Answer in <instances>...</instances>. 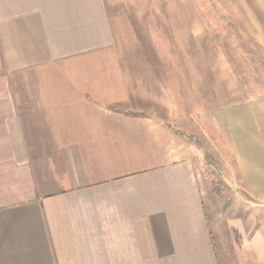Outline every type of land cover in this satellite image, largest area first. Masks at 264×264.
<instances>
[{
	"label": "crops",
	"instance_id": "1",
	"mask_svg": "<svg viewBox=\"0 0 264 264\" xmlns=\"http://www.w3.org/2000/svg\"><path fill=\"white\" fill-rule=\"evenodd\" d=\"M203 1L0 0V264H264V0Z\"/></svg>",
	"mask_w": 264,
	"mask_h": 264
},
{
	"label": "rangeland",
	"instance_id": "2",
	"mask_svg": "<svg viewBox=\"0 0 264 264\" xmlns=\"http://www.w3.org/2000/svg\"><path fill=\"white\" fill-rule=\"evenodd\" d=\"M196 2H197V4H200V5H203V4H205V1H203V0H196ZM219 1L218 0H212V2L210 3V2H208V4L210 3V5L209 6H212L213 4L214 5H220V3H218ZM213 7V6H212ZM206 164V168H207V171L209 172H211V171H213V176L214 177H216L215 179H218V174L217 173H214V167L216 166V164H214L213 162H211L210 163V161L209 162H206L205 163ZM218 181V180H217Z\"/></svg>",
	"mask_w": 264,
	"mask_h": 264
}]
</instances>
